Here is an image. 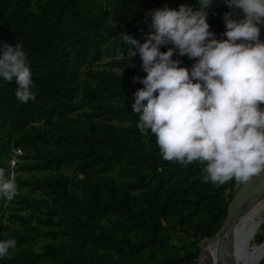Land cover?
Returning <instances> with one entry per match:
<instances>
[{
    "label": "trees",
    "instance_id": "trees-1",
    "mask_svg": "<svg viewBox=\"0 0 264 264\" xmlns=\"http://www.w3.org/2000/svg\"><path fill=\"white\" fill-rule=\"evenodd\" d=\"M216 2L228 9L224 0ZM181 5L198 6V0H0V42L23 43L36 92L34 101L21 103L15 79L0 77V168L11 173V149H22L24 160L14 169L45 172L34 180L15 177L18 189L26 183L45 191L52 208L70 219L61 237L52 232L38 250L21 247L51 214L39 216L42 198L18 192L13 201L27 209L23 214L0 195V219L9 210L17 223L0 239H14L17 247L0 264H194L195 241L221 223L231 197L226 189L235 180L204 182L201 165L165 161L154 134L139 132L131 106L144 86L132 77L147 73L138 52L128 64L125 53L134 46L122 40L126 33L144 43L151 31L146 12ZM210 11L209 30L226 39L225 23ZM103 55L115 68L95 67ZM172 58L189 69L195 63ZM77 110L82 117L69 115ZM40 120L47 126L35 124ZM67 167L72 173L61 170ZM172 218L193 248L170 239L164 223ZM254 240L262 243L264 233Z\"/></svg>",
    "mask_w": 264,
    "mask_h": 264
},
{
    "label": "clouds",
    "instance_id": "clouds-1",
    "mask_svg": "<svg viewBox=\"0 0 264 264\" xmlns=\"http://www.w3.org/2000/svg\"><path fill=\"white\" fill-rule=\"evenodd\" d=\"M224 2L245 13L239 21L232 11L223 14L226 39L209 30L213 0H198L195 10L181 5L146 12L143 22L151 31L144 43L122 36L134 46L128 48V64L138 52L147 73L132 77L144 86L134 93L131 106L139 117L136 128L154 134L165 161L181 167L198 163L203 181L217 186L232 180L246 184L264 172V42L258 26L264 24V0ZM167 45L172 47L160 51ZM174 54L195 63L182 67ZM0 77L15 79L17 101L35 100L22 42H0ZM17 194L14 177L0 168V195L11 201ZM15 246L14 239L0 240V257Z\"/></svg>",
    "mask_w": 264,
    "mask_h": 264
},
{
    "label": "rangeland",
    "instance_id": "rangeland-1",
    "mask_svg": "<svg viewBox=\"0 0 264 264\" xmlns=\"http://www.w3.org/2000/svg\"><path fill=\"white\" fill-rule=\"evenodd\" d=\"M198 6H193L191 8H193V10H195ZM211 13H215L214 15H217L223 22H224V18H223V14L225 12L228 11H232L231 9H226L224 7H222L220 2H216L215 4H213L211 6L210 9ZM127 54V52L125 53ZM124 52L121 51H117L115 53V56H122L125 55ZM109 58V56L107 55H103L96 63H94L95 67L97 68H109L111 66H109L108 64L105 63V61ZM111 68H115V67H111ZM82 79L85 81H90L92 82V79L90 76L83 74L82 75ZM262 108H264V106L261 105ZM70 116H79L82 117L79 113L78 110L74 111L72 113H69ZM35 124L37 125H43V126H47V124L43 121H36ZM19 148V147H18ZM23 152L22 149L19 148V150L17 148L15 149H11V156L9 159V165L11 167V174L12 176L18 177L19 180H34L35 177H39L41 176V174H43L44 172L41 171H24V170H15L14 166L17 164V162H21L24 159L21 158L19 155ZM61 170L63 172H68V173H72V171L70 170V168H61ZM16 182V180H15ZM237 188V183L234 181V183L232 184V186L229 189H226V195L229 198L230 196L232 197L233 193L235 192V189ZM18 192L26 195V196H32V197H36V198H42L43 200L40 203V208L41 211L39 212V216H41L42 218H47L49 217L48 214H51L50 219L47 218V222L44 223H38L39 225V231L38 233L33 237V239L31 241H29L26 244L21 245V247H31L35 250H38L40 248V245L47 239L52 238L50 237V233H54L57 237H61L63 235V232L66 230V225L69 222V217L65 216L61 211H59L58 209L54 210L52 208V200L50 199L48 193H46L45 191H31L29 189V186L26 183H23L22 186H20V188L18 189ZM230 197V198H231ZM9 204L13 207L12 210L16 211L18 213H23L25 214L27 209H21V208H17V206H19L18 202L15 201H8ZM53 209V210H52ZM49 210H52L54 212H49ZM8 211L4 212V215L2 217V219H0V239H2L3 234L8 230L9 227L12 226H16L17 223L16 221H11L8 217ZM32 224H37L36 220H32L31 221ZM165 224V230L169 233L170 239L176 242H183L187 245L190 246V248H193L191 242H192V237H190L189 235L179 231L177 229V226L175 225V219H169L167 222L164 223ZM174 225V226H173ZM260 233H264V211H261V213L257 214L256 216H253V219L248 222L245 227L243 228L239 239L236 240L235 243L236 246L233 249V251L231 252V254L229 255V259H228V264H239L242 256H245L247 253H249L251 251V248L253 246L256 245V242L254 240V236L255 234H259ZM195 244L198 245V249H199V240L195 241ZM17 247L15 246V248H12L9 250L13 251L15 250ZM203 248V244L202 247ZM202 250V249H201ZM262 260V263L264 264V255L259 259ZM258 260V261H259ZM257 261V262H258Z\"/></svg>",
    "mask_w": 264,
    "mask_h": 264
},
{
    "label": "bare ground",
    "instance_id": "bare-ground-1",
    "mask_svg": "<svg viewBox=\"0 0 264 264\" xmlns=\"http://www.w3.org/2000/svg\"><path fill=\"white\" fill-rule=\"evenodd\" d=\"M235 11L238 15L245 17V13L242 9L235 7ZM258 26L260 27L259 39L264 42V24H260ZM261 211H264V192L252 199V201H250V203L241 211L234 225L226 233L222 242L217 240L215 242L204 241L201 243L196 264H228L229 255L235 248L237 244L235 242L239 239L243 228L253 219L254 215L256 216L257 214L261 213ZM202 244L203 248H201ZM220 250L221 260L218 258ZM263 255L264 241L259 245H255L249 253H247L245 256H242L239 264H254Z\"/></svg>",
    "mask_w": 264,
    "mask_h": 264
},
{
    "label": "water",
    "instance_id": "water-1",
    "mask_svg": "<svg viewBox=\"0 0 264 264\" xmlns=\"http://www.w3.org/2000/svg\"><path fill=\"white\" fill-rule=\"evenodd\" d=\"M231 10L233 12V19L237 21L244 19L243 16H240L236 13L235 6ZM263 192L264 172H262L259 176L253 177V179L246 184H237V188L235 189V192L233 193L226 206L223 219L217 229L211 235H205L199 239V249L194 264H196L201 243L204 241L215 242L217 240H220V242H222L226 233L234 225L241 211L250 203V201H252V199L262 194ZM218 258L221 260V250L219 251Z\"/></svg>",
    "mask_w": 264,
    "mask_h": 264
},
{
    "label": "built area",
    "instance_id": "built-area-1",
    "mask_svg": "<svg viewBox=\"0 0 264 264\" xmlns=\"http://www.w3.org/2000/svg\"><path fill=\"white\" fill-rule=\"evenodd\" d=\"M15 148H17V149L19 150V148H18V147H14L13 149H15Z\"/></svg>",
    "mask_w": 264,
    "mask_h": 264
}]
</instances>
